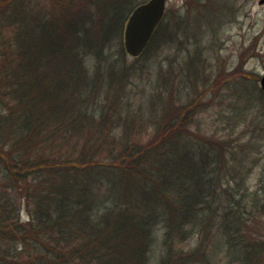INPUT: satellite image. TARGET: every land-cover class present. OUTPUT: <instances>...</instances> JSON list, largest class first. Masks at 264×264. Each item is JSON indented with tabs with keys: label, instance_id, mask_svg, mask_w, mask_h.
Returning <instances> with one entry per match:
<instances>
[{
	"label": "trees",
	"instance_id": "trees-1",
	"mask_svg": "<svg viewBox=\"0 0 264 264\" xmlns=\"http://www.w3.org/2000/svg\"><path fill=\"white\" fill-rule=\"evenodd\" d=\"M144 1L0 0V264H264L246 229L264 215V95L229 115L248 109V135L194 127L202 97L176 84L133 106L115 65ZM166 16L137 60L174 40Z\"/></svg>",
	"mask_w": 264,
	"mask_h": 264
},
{
	"label": "rangeland",
	"instance_id": "rangeland-1",
	"mask_svg": "<svg viewBox=\"0 0 264 264\" xmlns=\"http://www.w3.org/2000/svg\"><path fill=\"white\" fill-rule=\"evenodd\" d=\"M165 10L175 28L174 40L159 44L138 60L125 52L123 60L115 65L131 90L129 99L133 106L141 103L146 114L149 96L163 85L176 84L182 94L199 93L202 97L203 108L193 119L194 127L217 136H234L242 129L250 134L247 108L238 123L236 117L229 115L237 107L242 109L245 100L240 102L238 98L244 99L254 84L259 87L258 79L264 71V1L166 0ZM109 51L112 57L119 56L117 40ZM180 66L190 79L197 75L205 80L197 78L192 86L186 77L179 80ZM248 72L252 78L248 79ZM163 74L170 77L165 84ZM142 137L145 139L146 135ZM259 145L264 159V138ZM257 173L254 169L247 174L246 185L251 182L256 186ZM20 216L25 217L23 206ZM246 229L247 233L264 235V215L251 219ZM194 243L193 237L181 242L184 247Z\"/></svg>",
	"mask_w": 264,
	"mask_h": 264
},
{
	"label": "water",
	"instance_id": "water-1",
	"mask_svg": "<svg viewBox=\"0 0 264 264\" xmlns=\"http://www.w3.org/2000/svg\"><path fill=\"white\" fill-rule=\"evenodd\" d=\"M264 0H259L262 3ZM166 0H146L128 14L122 34V44L130 56H138L146 47L158 22L163 16ZM258 84L264 95V71Z\"/></svg>",
	"mask_w": 264,
	"mask_h": 264
}]
</instances>
